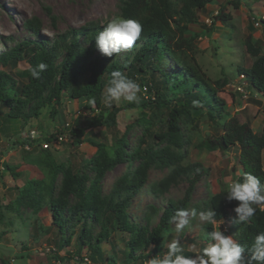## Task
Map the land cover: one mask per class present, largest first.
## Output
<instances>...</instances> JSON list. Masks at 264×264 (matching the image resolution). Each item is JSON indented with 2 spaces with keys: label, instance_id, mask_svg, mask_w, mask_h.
<instances>
[{
  "label": "trees",
  "instance_id": "obj_1",
  "mask_svg": "<svg viewBox=\"0 0 264 264\" xmlns=\"http://www.w3.org/2000/svg\"><path fill=\"white\" fill-rule=\"evenodd\" d=\"M210 2L212 0H122L120 16L138 20L142 25V34L131 50L122 51L112 57L103 56L95 47V37L106 26V22L102 25L90 22L81 27L69 28L50 39L37 36L38 39L35 40H22L8 50L0 52L2 66L8 63L17 65L23 60L28 64L21 72L22 77H19L24 79L23 81L10 72H0V112L1 108L6 109V121L22 120L17 126L21 130L28 119L41 114L42 108L47 107L52 117L59 118L62 116V107L75 101L78 106L93 112L92 117H84L78 125L69 130L76 143H81L87 138L96 148V154L87 161L95 171L92 184L87 188L79 171L69 169L65 172L60 195L50 201L52 225L56 226V232L61 236L56 248L62 249L66 244L69 245L72 233L67 237L64 235L68 225H78L80 228L76 235L75 249L71 250L68 258L77 256L81 260V252L86 249L88 253L85 254L91 264H145L150 256H162V251L166 249L163 246L164 241L171 230V218L176 210L191 208L197 212L209 209L216 211L217 220L228 222V235L246 248V259L250 264H256L250 260L251 252L248 249L251 248L255 235L264 231V206L257 207L256 215L249 222L232 224L231 219L235 217L233 209L238 202L226 200V186L222 185L217 192L210 193L207 200L202 202V207L197 203L191 206L196 184L208 174V168L202 163L191 162L182 165L178 162L183 157L180 154L171 155V159H166L163 155L166 151L173 154L169 148H163L159 152L160 156L154 155L150 147L142 150L139 147L129 152L126 149V136L119 135V131L110 145L86 136L87 129L99 126L105 129L116 128L117 115L121 110L141 108L148 127L157 121L164 126L154 133V138L181 148L185 140L179 127L180 117H188L190 120L192 118L195 121L206 113L208 119L215 123V127L220 131L202 141L200 146L222 153L232 147H238V172L234 180H242L245 173H252L264 184V125L260 132H253L247 121H240L235 114L230 115L224 100L217 94L219 82L209 77L195 58V40L202 35L193 33L189 25L196 23L200 28L203 27V24L199 23L198 13ZM228 3L237 9L241 0H231ZM221 8L216 15L211 16L210 26L200 31L202 34L214 32L217 21L223 24L228 19L232 20L230 14L224 12V7ZM261 21L264 23V20ZM26 27L37 34L39 22L29 20ZM249 28L254 29L252 24H249ZM243 44L246 52L254 59L248 67H239L238 72L245 75L250 91L264 96L262 47L255 44L251 33L243 39ZM165 58L173 61L176 68L170 72L164 71ZM39 63H45L47 68L41 72L38 79H34L28 69L29 66L35 67ZM115 70L121 71L140 86L150 85L147 93L140 92L145 97L141 98L139 105L122 101L119 105L114 103L110 108H105L102 93L110 80V73ZM91 98L96 100L94 105L87 103ZM194 101L199 103L194 105ZM225 114L229 115L228 118H224ZM41 136L43 140L50 141L54 134L39 132V137ZM28 141L31 144L34 142L29 133L21 142L16 140V144ZM43 150L53 155L58 163L55 149ZM135 158H140L142 162L134 173L117 179L111 191L104 195L101 181L106 171L121 162ZM153 164L172 166V170L153 189L164 193L171 184L181 178L186 180L188 185L181 198L167 199L162 208L148 205V210L143 214V223L133 220L128 209L134 194L145 185L148 171ZM5 168L12 170L9 165H5ZM56 175L57 172H54V178ZM32 182L30 181V187L28 184L23 189V192H28L24 196L32 198L28 201L34 199L33 193L38 184ZM72 194L79 199L75 205H69L68 202ZM156 215L158 219L153 223L152 217ZM94 221L98 222L99 231L93 234ZM195 224H198L200 229L197 238L204 240V244L199 247L202 252L208 241L206 233L212 230V226L199 221L198 217L190 218L188 226ZM117 231L127 236L121 249L113 240V234ZM105 242L109 246L108 252L102 247Z\"/></svg>",
  "mask_w": 264,
  "mask_h": 264
},
{
  "label": "rangeland",
  "instance_id": "obj_2",
  "mask_svg": "<svg viewBox=\"0 0 264 264\" xmlns=\"http://www.w3.org/2000/svg\"><path fill=\"white\" fill-rule=\"evenodd\" d=\"M229 1L231 0H212L204 10L198 13L199 23H202L203 27L200 24L202 27L200 28L196 23L189 25L193 33L202 35L195 40L197 45L195 58L203 71L219 82L217 94L224 100L230 115L235 114L240 121H247L253 132H260L264 125V96L243 86L238 69L248 67L254 59L246 52L243 44V39L249 33L253 35L255 44L262 47L261 53H264V23L261 21L264 20V0H241L237 9L228 3ZM121 5L122 0H0V52L8 50L22 40H35L38 37L50 39L69 28L81 27L90 22L102 25L103 22L107 23L111 18L120 16ZM221 7H224L225 13L230 14L232 20L228 19L223 24L217 21L214 32L202 34L200 31L210 26L211 16L216 15L222 9ZM29 20L39 22L37 34L27 29L26 24ZM204 24L208 26L205 27ZM249 24L253 25V30L249 28ZM27 67L28 64L24 60L17 65L8 63L2 66L0 63V72H10L18 80L23 81L24 79L19 77H22L21 72ZM175 68L173 61L164 59V71L170 72ZM145 92L141 89V93ZM141 93L138 94L140 101L145 97ZM133 109H136L137 114H131ZM5 111V108H1L0 264H76L74 256L68 257L72 253L71 250L75 249L76 235L80 228L78 225L74 227L68 225L64 235L67 237L72 233L69 245L66 244L67 246L62 249L56 248L60 235L56 232V226L52 225L50 201L60 195L65 172L69 169L79 171L87 188L92 184L95 171L87 164V161L96 154V148L88 142L87 138H84L81 143H76L69 130L78 125L84 117H92L93 112L78 106L76 101L69 102L62 107V116L58 118V116L52 117L49 109L44 107L40 110L41 114L28 119L24 128L20 130L17 126L23 121L15 119L6 121ZM228 116L225 114L224 118ZM147 125L148 122L143 118L141 108H129L118 113L116 128L105 129L99 126L87 129L86 136L110 145L114 135L119 131V135L126 136L128 143L126 149L129 152L139 147L141 150L150 147L152 153L158 156L163 148H169L173 154L166 151L163 154L166 159H171V155L180 154L183 157L178 162L182 165L191 162L202 163L208 168V174L196 184L191 206L197 203L199 207H202V202L207 200L210 193L217 192L222 185L227 187L234 180L238 172V147H232L229 151L222 153L200 146L202 141L215 136L220 131L215 127V123L208 119L206 113L195 121L192 118L190 120L188 117H180L179 127L185 140L181 148L154 138V133L164 127L158 121L149 127ZM30 130L38 134L39 132L45 134L63 132L66 135L67 140L55 151V157L59 159L58 163L53 155L38 149L36 144L39 140H43L42 136L34 140L31 150L22 148L27 142L16 144V140L21 142L22 139H26ZM141 162L140 158L128 159L107 170L101 181L103 194L107 195L111 191L117 179L133 174ZM60 164L63 166L61 167ZM5 165H9L12 170H7ZM171 170L172 166L168 164L151 166L145 185L134 194L128 209L133 220L144 223L142 218L148 210V205L153 204L162 208L167 199H178L183 196L188 182L182 178L171 184L164 193L153 189ZM54 172H57L55 178ZM30 181L38 182L32 201H28L30 196H24L28 192H23L28 184L30 187L33 183ZM78 201L74 194L68 198L69 205H75ZM152 219L155 223L158 215ZM89 223H91L90 220ZM92 224L94 234L99 231V224L97 221ZM170 227L171 230L164 241V248L177 236L173 222ZM225 228H227L225 234L228 235V222L221 225V230ZM199 232L198 224H195L187 226L180 234L179 239L184 255L194 257L201 253L199 247L204 244V240L201 237L197 238ZM126 238V234L119 231L113 234V240L120 249ZM192 238L195 239L192 240ZM208 243L209 241L206 242L205 247ZM102 247L105 252H108L109 246L106 242L102 244ZM150 249L151 247L148 248ZM86 252L88 253L84 249L81 253ZM165 252L166 249L162 251V255ZM153 257L155 256H150L147 260Z\"/></svg>",
  "mask_w": 264,
  "mask_h": 264
},
{
  "label": "clouds",
  "instance_id": "obj_3",
  "mask_svg": "<svg viewBox=\"0 0 264 264\" xmlns=\"http://www.w3.org/2000/svg\"><path fill=\"white\" fill-rule=\"evenodd\" d=\"M141 34L142 25L138 20L116 16L108 20L103 30L96 35L95 47L103 56L112 57L114 54L118 55L122 51L131 50L140 39ZM46 68L47 65L45 63H39L35 67L29 66L28 71L34 79H38L41 72ZM239 76L242 78L241 82L243 86H247L245 75L240 73ZM143 87L147 88L145 92L147 93L150 85L140 86L135 80L128 78L121 71H112L110 73V80L105 85L102 93L103 104L105 108H110L114 103L122 101L132 105H139L140 97L138 94ZM238 87L241 88L240 86ZM87 103L94 105L96 100L95 98H91ZM198 103V101L193 102L194 105ZM131 114H137L136 109H133ZM38 137L39 134L35 131V136L32 139L35 140ZM44 141L39 140L37 142L38 149H48L41 147ZM28 143L31 145V148L28 150H31L33 143L31 144L30 141ZM51 149L56 150L58 148ZM225 198L228 202H238V205L233 209L235 217L231 219V223H247L256 215L257 207L264 206V184L261 183L259 177L252 173H245L242 180H233L227 185ZM197 217L199 221L211 225L212 230L206 233L209 241L208 245L202 249L201 253L190 257L183 254L179 236L190 224V218ZM216 217L217 213L213 209L199 212L196 209L181 208L176 210L171 218L175 224L176 238L171 239L166 244L167 250L162 256H155L147 260V264H250V261L244 256L246 248L234 240L232 236L225 234L227 228L221 230V225L224 224V221L222 219L217 220ZM248 250L251 252V261H255L256 264H264V231L258 232L255 235L254 242ZM74 257L76 258V263H91V260L85 253L82 254L81 260L77 256Z\"/></svg>",
  "mask_w": 264,
  "mask_h": 264
},
{
  "label": "built area",
  "instance_id": "obj_4",
  "mask_svg": "<svg viewBox=\"0 0 264 264\" xmlns=\"http://www.w3.org/2000/svg\"><path fill=\"white\" fill-rule=\"evenodd\" d=\"M143 89L146 91V87H143ZM35 136V131L34 130H31L30 131V137L31 138H34ZM67 139H66V135L64 133H56L55 136L50 140V141H44L42 142L41 144V147L42 148H59V146L65 142ZM31 148V145L29 143H26L24 145V149H30ZM85 260H87V258H85ZM76 264H81V263H76Z\"/></svg>",
  "mask_w": 264,
  "mask_h": 264
}]
</instances>
